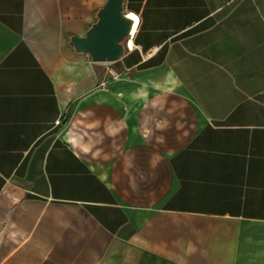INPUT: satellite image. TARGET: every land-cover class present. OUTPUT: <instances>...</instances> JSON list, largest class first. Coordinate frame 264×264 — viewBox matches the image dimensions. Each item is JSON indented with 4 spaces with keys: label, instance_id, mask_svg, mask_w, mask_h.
<instances>
[{
    "label": "crops",
    "instance_id": "1",
    "mask_svg": "<svg viewBox=\"0 0 264 264\" xmlns=\"http://www.w3.org/2000/svg\"><path fill=\"white\" fill-rule=\"evenodd\" d=\"M0 0V264H264V0ZM137 23V24H136Z\"/></svg>",
    "mask_w": 264,
    "mask_h": 264
},
{
    "label": "water",
    "instance_id": "2",
    "mask_svg": "<svg viewBox=\"0 0 264 264\" xmlns=\"http://www.w3.org/2000/svg\"><path fill=\"white\" fill-rule=\"evenodd\" d=\"M135 21L125 13V0H107L85 36H73L69 46L93 63H116L132 44Z\"/></svg>",
    "mask_w": 264,
    "mask_h": 264
},
{
    "label": "rangeland",
    "instance_id": "3",
    "mask_svg": "<svg viewBox=\"0 0 264 264\" xmlns=\"http://www.w3.org/2000/svg\"><path fill=\"white\" fill-rule=\"evenodd\" d=\"M115 63H96L95 66L100 68V73L102 75L106 74L109 72V70L113 69Z\"/></svg>",
    "mask_w": 264,
    "mask_h": 264
},
{
    "label": "bare ground",
    "instance_id": "4",
    "mask_svg": "<svg viewBox=\"0 0 264 264\" xmlns=\"http://www.w3.org/2000/svg\"><path fill=\"white\" fill-rule=\"evenodd\" d=\"M134 21L136 22V18L134 17ZM137 24V23H136ZM130 46H131V44H130Z\"/></svg>",
    "mask_w": 264,
    "mask_h": 264
}]
</instances>
